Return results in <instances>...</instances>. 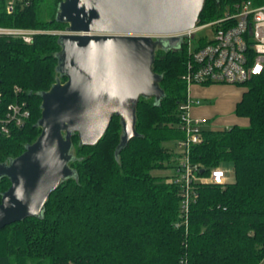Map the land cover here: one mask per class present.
<instances>
[{
	"label": "trees",
	"instance_id": "16d2710c",
	"mask_svg": "<svg viewBox=\"0 0 264 264\" xmlns=\"http://www.w3.org/2000/svg\"><path fill=\"white\" fill-rule=\"evenodd\" d=\"M60 0L17 1L6 12L0 0V24L61 29L55 19ZM240 0H205L199 22L222 15ZM261 4L264 0H251ZM57 34L42 32L30 43L0 37V90L13 98L19 85L30 115L9 135H0V161L21 153L40 132L39 91L55 80ZM187 54L158 49L154 70L162 74L164 96L156 102L140 97L136 105L138 135L115 155L121 124L113 115L95 144H78L70 162L76 177L61 182L48 196L40 216H27L0 227V264H258L264 256V67L243 82L234 113L246 124L222 128L205 124L190 146L200 173L230 162L234 178L223 184H194L186 221L181 186L174 175L153 168L176 166L183 138L179 104L186 98L182 78ZM62 80L65 76L61 77ZM172 141L173 145L164 144ZM9 184L0 178V193Z\"/></svg>",
	"mask_w": 264,
	"mask_h": 264
},
{
	"label": "water",
	"instance_id": "95a60500",
	"mask_svg": "<svg viewBox=\"0 0 264 264\" xmlns=\"http://www.w3.org/2000/svg\"><path fill=\"white\" fill-rule=\"evenodd\" d=\"M205 0H60L55 19L67 32L57 35L56 77L39 91L40 132L16 156L0 161V227L43 213L49 194L76 177L70 162L78 144H95L113 115L121 124L115 155L136 130L140 97L164 96L162 74L154 70L158 49L178 48L194 27ZM175 33V34H174ZM65 76L62 80L61 77ZM202 172L203 169H200Z\"/></svg>",
	"mask_w": 264,
	"mask_h": 264
},
{
	"label": "built area",
	"instance_id": "2783aa9c",
	"mask_svg": "<svg viewBox=\"0 0 264 264\" xmlns=\"http://www.w3.org/2000/svg\"><path fill=\"white\" fill-rule=\"evenodd\" d=\"M17 1L4 0L6 12L12 11ZM209 30L205 31L204 29ZM42 32L60 34L65 28L44 29L39 27L0 24V37L18 38L30 43ZM175 34V33H174ZM183 35L187 59L182 78L186 83V98L179 104L180 128L183 138L175 142L179 154L176 157L174 180L181 186V212L186 221L189 205L194 199V184L198 182L223 184L227 181L226 170L221 166L211 167L200 173V167L190 159V146L201 138V129L207 119L194 117L190 108L200 99L190 95V86L209 82L240 83L262 72L264 67V3L240 0L225 9L212 20L198 22L194 27L178 32ZM23 89L13 84L11 96L4 100L0 90V135H9L13 128L21 126L30 115ZM264 264V256L258 262Z\"/></svg>",
	"mask_w": 264,
	"mask_h": 264
},
{
	"label": "crops",
	"instance_id": "0c3cea01",
	"mask_svg": "<svg viewBox=\"0 0 264 264\" xmlns=\"http://www.w3.org/2000/svg\"><path fill=\"white\" fill-rule=\"evenodd\" d=\"M243 89V86L235 83L193 84L189 93L199 98L200 103L190 108V114L206 118L207 124L215 129L234 123L246 124L247 118L234 113L235 104L240 99Z\"/></svg>",
	"mask_w": 264,
	"mask_h": 264
},
{
	"label": "rangeland",
	"instance_id": "374dc122",
	"mask_svg": "<svg viewBox=\"0 0 264 264\" xmlns=\"http://www.w3.org/2000/svg\"><path fill=\"white\" fill-rule=\"evenodd\" d=\"M264 3V2H263ZM205 31L209 30L208 28L204 29ZM164 144H167L169 146L173 145L172 141H165ZM174 146V145H173ZM222 168H224L226 170V174H227V180L231 181L234 178L233 175V168L230 162L227 163H223L221 165ZM152 173L154 174H159V175H167V176H172L174 175L175 172V168L174 166H164V167H159V168H153Z\"/></svg>",
	"mask_w": 264,
	"mask_h": 264
}]
</instances>
